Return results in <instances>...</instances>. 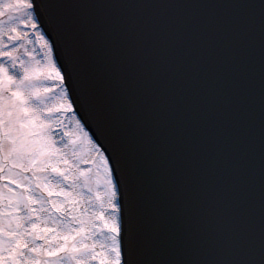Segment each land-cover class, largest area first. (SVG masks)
<instances>
[{
	"label": "snow or ice",
	"instance_id": "6c2138e0",
	"mask_svg": "<svg viewBox=\"0 0 264 264\" xmlns=\"http://www.w3.org/2000/svg\"><path fill=\"white\" fill-rule=\"evenodd\" d=\"M235 7L225 22L140 21L0 0V40L33 46L0 50L19 63L0 65V264H264L245 182L264 2ZM120 111L139 116L155 191L116 132ZM261 117L264 172V62ZM163 241L226 258L160 259Z\"/></svg>",
	"mask_w": 264,
	"mask_h": 264
},
{
	"label": "rangeland",
	"instance_id": "374dc122",
	"mask_svg": "<svg viewBox=\"0 0 264 264\" xmlns=\"http://www.w3.org/2000/svg\"><path fill=\"white\" fill-rule=\"evenodd\" d=\"M7 36H5L2 40H0V50H10L12 49L14 46H18L21 43H25L26 47L31 50V48L33 47L31 44H26L25 41H17V42H13V43H9L8 40H6ZM5 45L7 47H5ZM24 50L20 49L18 53H16V55H18L21 59H27V57L25 55H23ZM9 62V64H11V59L8 57H4V56H0V65H4L5 67L7 66V63ZM8 67V66H7ZM19 68V63L17 62V69ZM17 69H15V71H13L14 73H10V74H14V75H18L19 73L17 72ZM17 74H16V73ZM58 132H60V129H57ZM88 165H82V167H87ZM5 181H0V184L4 183Z\"/></svg>",
	"mask_w": 264,
	"mask_h": 264
},
{
	"label": "water",
	"instance_id": "95a60500",
	"mask_svg": "<svg viewBox=\"0 0 264 264\" xmlns=\"http://www.w3.org/2000/svg\"><path fill=\"white\" fill-rule=\"evenodd\" d=\"M251 2L252 5H259L260 3L264 2V0H261L259 2H257V0H249ZM75 3H80V4H88V5H92V0H74ZM248 0H246L245 3L247 5ZM242 4V5H243ZM259 11V7L256 8ZM259 13V12H258ZM258 136H256V139L251 138V141H249L250 147L252 146H257V145H262V136H261V130L258 131Z\"/></svg>",
	"mask_w": 264,
	"mask_h": 264
}]
</instances>
